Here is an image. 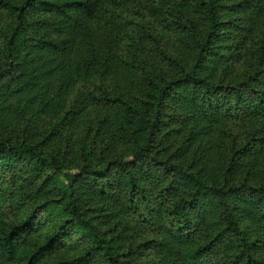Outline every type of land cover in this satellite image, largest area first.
I'll return each mask as SVG.
<instances>
[{"label":"trees","instance_id":"obj_1","mask_svg":"<svg viewBox=\"0 0 264 264\" xmlns=\"http://www.w3.org/2000/svg\"><path fill=\"white\" fill-rule=\"evenodd\" d=\"M222 1L23 0L21 7H15L0 0V12H17L18 19L6 49L8 67L0 71V93L16 66L13 54L25 40L22 18L32 7L41 6L59 17L54 24L59 34H68L62 41L42 40L45 49L70 56L78 38L85 42L83 53L63 69L64 75L71 73L76 82L94 73L108 76L122 67L135 68L133 83L141 94L131 93L129 103L121 93L97 85L98 96L87 85L84 98L74 101L70 111L80 115L86 114L85 103L88 112L96 106H122L131 112L123 124L117 123L110 135L102 137L100 147L74 145L60 156L48 138L39 140L33 125L22 139H0V262L264 264V240L256 238L264 234V184L242 181L235 161L220 175L188 165L180 149L169 153L170 133L164 132L185 112L211 124L234 118L264 122V64L246 82L232 86L211 82L204 74L209 67L242 56L240 50L219 55L213 47L225 36ZM238 8L246 15L245 25H230L236 30L234 37L243 41L264 24V0H245ZM128 13L164 18V27L179 36L192 60L175 81L158 86L147 71L139 69L140 58L149 64V57L162 53L148 29H130ZM253 57L258 62L264 58V45ZM103 126L99 125L96 136ZM61 176L66 189L57 183ZM98 204H109L115 217H131L154 233L157 239L151 247L157 259L140 262L130 237L125 243L124 230H107L103 218L95 215ZM48 223L52 232L44 244L28 238ZM68 241L80 250L64 258L61 251Z\"/></svg>","mask_w":264,"mask_h":264},{"label":"rangeland","instance_id":"obj_2","mask_svg":"<svg viewBox=\"0 0 264 264\" xmlns=\"http://www.w3.org/2000/svg\"><path fill=\"white\" fill-rule=\"evenodd\" d=\"M7 1L15 7H21L23 2ZM53 1L64 3L68 0ZM243 1L245 0L220 2V16L227 24L222 27V34L225 36L217 39L213 45L215 52L229 56L240 50L242 56L233 62L206 69L204 74L208 75L211 82L228 86L246 82L258 70V66L264 64V58L258 62L253 57L259 47L264 45V24L258 25L243 41L237 40L233 35L236 30L230 23L245 25L246 15L238 8ZM16 15L17 12L10 10L0 12V71L8 67L6 49L18 24ZM126 17L132 23L131 30L133 26L134 29L135 26L148 29L158 41L162 53L160 57H149V64L140 58L139 69L147 71V77H152L158 86L179 78L181 68L188 63V59L192 60V56L183 49L179 36L164 27V18L154 19L133 13H128ZM58 19L57 15L41 6L32 7L22 18L25 32L22 37L25 40L13 54L16 66L0 93V139H22L24 132L28 131V126L33 125L39 140L48 138L52 148L63 156L74 145L84 149L91 145L100 147V140L104 135H110L117 123L123 124L124 120L131 117V112L122 106H96L88 112L87 103L86 114H75L77 110L71 112L70 107L74 101L83 99L87 94V85L93 88L98 96L101 94L95 88L97 85H102L108 92L121 93L129 103H132L131 93L134 96L141 94L136 91L133 83L137 80L135 68L122 67L108 76L94 73L88 78H78L76 82L72 81L71 73L64 75L63 69L83 53L85 42L78 38L77 46L70 56L45 49L41 44L42 40L62 41L65 39L64 35H68H60L56 30L54 24ZM123 59L127 61V55L124 54ZM75 83L79 84L74 86ZM182 115L183 119L172 122L169 128L165 127L164 132L170 133L167 144L169 153L180 149L185 163L196 165L197 168L216 175H220L222 169H227L230 163L235 161L242 181L249 179L258 185L264 184V122L234 118L211 124L198 116H192L190 112ZM100 124H103L104 128L99 130L101 135L96 136ZM90 127H93V132H90ZM246 149L249 151L245 152ZM57 183L62 189H66V181L62 176L58 178ZM113 208L109 204H98L95 215L103 218L107 230H124L125 243L130 237L140 262L149 263L156 260L157 255L151 247V241L156 240L157 236L140 227L137 221L130 219L131 217H115L112 214ZM51 227L52 223L42 225L33 230L28 238L42 245L52 232ZM256 238L264 240V234L258 233ZM79 250L78 245L68 241L61 251V256L73 257L79 254ZM261 257L264 259V252Z\"/></svg>","mask_w":264,"mask_h":264}]
</instances>
